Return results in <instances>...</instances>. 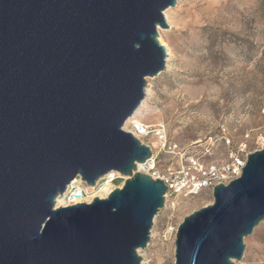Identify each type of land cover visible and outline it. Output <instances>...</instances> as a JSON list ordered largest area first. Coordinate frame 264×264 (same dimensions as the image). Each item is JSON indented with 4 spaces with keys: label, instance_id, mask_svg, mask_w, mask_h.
Segmentation results:
<instances>
[{
    "label": "water",
    "instance_id": "1",
    "mask_svg": "<svg viewBox=\"0 0 264 264\" xmlns=\"http://www.w3.org/2000/svg\"><path fill=\"white\" fill-rule=\"evenodd\" d=\"M177 0H0V264H144L168 187L124 126L166 71L158 28ZM129 177L106 199L56 207L81 176ZM187 216L175 264H238L264 220V149Z\"/></svg>",
    "mask_w": 264,
    "mask_h": 264
},
{
    "label": "rangeland",
    "instance_id": "2",
    "mask_svg": "<svg viewBox=\"0 0 264 264\" xmlns=\"http://www.w3.org/2000/svg\"><path fill=\"white\" fill-rule=\"evenodd\" d=\"M170 9L160 38L172 56L166 71L147 78L144 123L164 124L182 154L163 156L160 171L192 158L205 166L221 163L247 135L256 149L264 136V0H177ZM213 202L211 191L171 197L154 218L148 247L139 250L142 262L175 264L176 235L165 231ZM244 244L238 264H264V224Z\"/></svg>",
    "mask_w": 264,
    "mask_h": 264
},
{
    "label": "built area",
    "instance_id": "3",
    "mask_svg": "<svg viewBox=\"0 0 264 264\" xmlns=\"http://www.w3.org/2000/svg\"><path fill=\"white\" fill-rule=\"evenodd\" d=\"M264 114V111H263ZM125 130V129H124ZM126 131V130H125ZM129 132V131H126ZM133 134L145 146L149 147L152 152L151 158L144 164V170L147 173H153L151 176L154 180L160 179L164 181L168 187L165 196L166 203L171 197H197L211 191L219 184L228 185L231 181L238 179L242 175L248 156L256 151L264 149V136L262 143H259L256 149L250 148V135L240 142L235 148L232 147L230 139H225L226 144L231 150L227 159L221 163H211L203 165L196 159L192 161L180 162L173 164L168 163L163 170L160 171V162L165 155L181 156V152L176 145L169 141L167 128L164 124L158 125H141L133 129ZM151 139H155L153 142ZM148 175V174H147ZM129 177L121 175L119 172H110L100 178L94 186H89L81 176H77L67 187L62 196L64 206L71 207L76 204L79 199L85 201L93 198L91 202H82L90 204L96 198L106 199L115 189L121 188ZM108 190L106 193L105 190ZM106 193L105 197H99L100 194ZM81 204V203H80ZM176 205L171 203V212H174ZM173 217V214H172ZM264 224V220L262 222ZM178 227L170 226L165 231L166 236L176 235Z\"/></svg>",
    "mask_w": 264,
    "mask_h": 264
},
{
    "label": "bare ground",
    "instance_id": "4",
    "mask_svg": "<svg viewBox=\"0 0 264 264\" xmlns=\"http://www.w3.org/2000/svg\"><path fill=\"white\" fill-rule=\"evenodd\" d=\"M171 11H172V9H168L164 13L166 21L168 23H170V12ZM158 31H159V38L158 39H159L160 43L166 47L168 56L171 57L172 53H171L170 47L162 40V38H160L161 37L160 36L161 35L160 32L163 31V30L161 28H158ZM170 60L171 59H167V62L170 61ZM149 98H150L149 88H146V97H145V99L143 100V102L140 105V107L135 111L133 116L128 119V121L126 122V124L124 126V129L126 131H129V132L133 133V129H135L136 127H140L141 125H145L144 120H145L146 115L144 114V108L146 107L147 101L149 100ZM144 168H145L144 164H138L137 171L140 172V173L148 174L147 172H145ZM148 175H150V174H148ZM105 191H106V193L108 192L107 189ZM106 193L100 194L99 197H101V198L105 197ZM93 198L86 199L85 201H83L82 199H79L76 202V204H80L82 202H91L93 200ZM62 206H64V203L62 202V196L60 195L56 199V207H62ZM151 237H152V235H151Z\"/></svg>",
    "mask_w": 264,
    "mask_h": 264
}]
</instances>
